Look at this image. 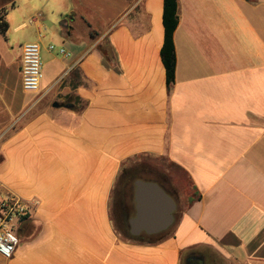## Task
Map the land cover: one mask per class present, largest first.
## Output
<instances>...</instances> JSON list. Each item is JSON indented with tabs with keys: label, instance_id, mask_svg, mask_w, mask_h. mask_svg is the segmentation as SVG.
<instances>
[{
	"label": "crops",
	"instance_id": "1",
	"mask_svg": "<svg viewBox=\"0 0 264 264\" xmlns=\"http://www.w3.org/2000/svg\"><path fill=\"white\" fill-rule=\"evenodd\" d=\"M176 1L168 90L163 0H0V197L31 203L0 264H264V0ZM29 42L35 92L21 84ZM148 158L193 193L141 239L112 200Z\"/></svg>",
	"mask_w": 264,
	"mask_h": 264
},
{
	"label": "built area",
	"instance_id": "2",
	"mask_svg": "<svg viewBox=\"0 0 264 264\" xmlns=\"http://www.w3.org/2000/svg\"><path fill=\"white\" fill-rule=\"evenodd\" d=\"M50 52L56 51L59 56L69 57L63 47L48 46ZM22 88L27 92L38 91L43 78V64L40 57V46L36 42L23 45L21 55ZM36 204V203H32ZM31 203L14 194L0 197V256L11 259L18 245L16 225L30 213Z\"/></svg>",
	"mask_w": 264,
	"mask_h": 264
},
{
	"label": "water",
	"instance_id": "3",
	"mask_svg": "<svg viewBox=\"0 0 264 264\" xmlns=\"http://www.w3.org/2000/svg\"><path fill=\"white\" fill-rule=\"evenodd\" d=\"M58 106L57 103L54 104ZM176 201L155 181L137 180L133 189V212L128 223L130 231L153 235L165 232L173 224Z\"/></svg>",
	"mask_w": 264,
	"mask_h": 264
},
{
	"label": "flooded vegetation",
	"instance_id": "4",
	"mask_svg": "<svg viewBox=\"0 0 264 264\" xmlns=\"http://www.w3.org/2000/svg\"><path fill=\"white\" fill-rule=\"evenodd\" d=\"M136 180H145V181H155L163 186L166 191L172 196L175 200V192L174 189L170 186L168 180L159 173H153L148 168L143 167L142 169H133V171H129L124 175V183L122 184L121 188L118 190V196L115 201V211H122L126 215L131 211H133V183ZM177 207V206H176ZM177 209V208H176ZM175 212L173 213V217ZM169 230V229H168ZM166 230L165 232H167ZM158 233V234H145L141 233L135 237L138 238H155L161 236V234L165 233ZM184 264H211V260L207 259L204 255L199 253H191L186 256L184 260Z\"/></svg>",
	"mask_w": 264,
	"mask_h": 264
},
{
	"label": "trees",
	"instance_id": "5",
	"mask_svg": "<svg viewBox=\"0 0 264 264\" xmlns=\"http://www.w3.org/2000/svg\"><path fill=\"white\" fill-rule=\"evenodd\" d=\"M3 10L0 11V33L4 34L7 30V23L2 16ZM178 25L177 1L163 0L162 26H163V43L160 49V59L165 70L166 87L169 90L174 83L176 57L173 44V34ZM126 172V171H125ZM122 177H124V173Z\"/></svg>",
	"mask_w": 264,
	"mask_h": 264
},
{
	"label": "rangeland",
	"instance_id": "6",
	"mask_svg": "<svg viewBox=\"0 0 264 264\" xmlns=\"http://www.w3.org/2000/svg\"><path fill=\"white\" fill-rule=\"evenodd\" d=\"M72 1L73 0H68L69 5L72 6ZM50 15V14H49ZM56 27H60V20L57 21ZM11 35V34H10ZM53 46H56V44H52ZM148 162V163H146ZM144 161L145 166L152 171L153 173H159L163 175L169 182L170 186L174 189L175 192V201L177 204H182L183 201L185 203L188 201L189 197L192 195L193 191L190 185V182L188 181V178L184 175V173L177 168L176 166L172 165L171 163L167 162L166 160L160 158L159 159H153V158H148V161ZM145 167V168H146ZM133 171V170H131ZM129 172L126 171L124 175ZM123 174V173H122ZM124 179V178H123ZM121 181L120 183H122ZM121 184L118 185L116 190H114L113 193V200L112 204L114 205L115 199L118 196V188Z\"/></svg>",
	"mask_w": 264,
	"mask_h": 264
}]
</instances>
